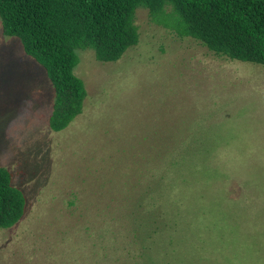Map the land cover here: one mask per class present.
<instances>
[{
  "label": "rangeland",
  "instance_id": "1",
  "mask_svg": "<svg viewBox=\"0 0 264 264\" xmlns=\"http://www.w3.org/2000/svg\"><path fill=\"white\" fill-rule=\"evenodd\" d=\"M159 18L136 9L115 63L77 51L86 98L60 132L43 68L0 26V166L26 198L0 264H264V66Z\"/></svg>",
  "mask_w": 264,
  "mask_h": 264
},
{
  "label": "trees",
  "instance_id": "2",
  "mask_svg": "<svg viewBox=\"0 0 264 264\" xmlns=\"http://www.w3.org/2000/svg\"><path fill=\"white\" fill-rule=\"evenodd\" d=\"M140 7L160 24L166 23L160 16L175 15L178 36L214 55L264 66V0H0L2 33L19 38L54 89L52 132L66 129L83 110L86 91L73 72L77 51L91 49L102 63L119 61L138 44L134 16ZM166 7L172 8L170 15L164 14ZM13 179L14 173L0 166L2 229L19 222L25 211V194Z\"/></svg>",
  "mask_w": 264,
  "mask_h": 264
}]
</instances>
